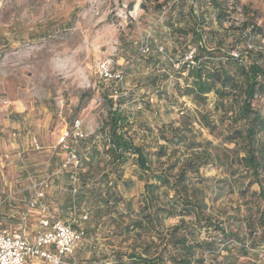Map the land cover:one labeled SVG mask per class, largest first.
I'll use <instances>...</instances> for the list:
<instances>
[{
    "label": "rangeland",
    "instance_id": "1",
    "mask_svg": "<svg viewBox=\"0 0 264 264\" xmlns=\"http://www.w3.org/2000/svg\"><path fill=\"white\" fill-rule=\"evenodd\" d=\"M220 1L226 16L219 24L207 15L206 26L216 34L225 35L222 50L229 49L232 55H237L242 45L263 48L264 0ZM141 2L146 10L140 7ZM172 2L183 5L185 10L191 5L198 10L192 0H168L159 11L151 9L154 0H0L1 209L11 204L22 211L28 187L42 176L49 183L48 201L54 210L61 211L68 197V187L79 190L77 179L69 178L70 182L66 183L65 173L76 169L79 162L68 161L67 151L60 148L61 132L65 127L70 129L78 119L83 138L100 137L109 113L106 93H110L113 106L119 104L129 114L130 126L125 127L128 135L150 152L163 143L159 138L161 127L177 126L185 109L193 114L196 107L191 98L179 92L186 73L175 72L180 65L173 61V41L164 23ZM208 7L203 0L199 10L210 11ZM242 24H256L262 33L249 36V27L244 28ZM239 31L243 37L238 38ZM214 42L209 36L207 46L214 47ZM237 42L239 49L235 47ZM104 61L113 74L121 73L120 79L107 78L99 72V65ZM213 99V95L208 97V109ZM252 103L264 115V95L257 94ZM193 125L199 131L195 136L198 141L218 143V132L209 134L197 124ZM34 140L37 146L31 145ZM76 148L82 157L83 146L78 143ZM200 171L209 179L230 178L225 166L209 164ZM121 174L122 179H129L131 184L123 186L118 180V188L125 199L132 200V209L137 210L145 174L130 158L121 166ZM112 177H116L115 174ZM245 181L240 178L231 186L221 184L223 192L213 201L210 199L216 187L209 184L205 188L210 193V198L205 199L210 206L208 211L219 219L229 218L231 229H238L240 234L245 233L246 210L262 203L252 194L257 186L245 189ZM70 197L75 198L74 191L70 192ZM119 206L123 208V204ZM89 208L82 202L79 210H71L61 217L87 229L88 234L76 247V259L80 264H114L113 250H125L131 238L123 240L114 224L105 217L91 218ZM86 219L89 220L86 222ZM177 220L169 218L165 225ZM7 224L4 219L3 225ZM211 235L219 241L220 235L212 232ZM197 236L200 239L213 237H207L202 227ZM225 253L220 251L216 262L221 264ZM212 255L204 254V264H213ZM231 260L232 264H264V250L259 252L258 258L237 255ZM166 263L172 264L170 260Z\"/></svg>",
    "mask_w": 264,
    "mask_h": 264
},
{
    "label": "trees",
    "instance_id": "2",
    "mask_svg": "<svg viewBox=\"0 0 264 264\" xmlns=\"http://www.w3.org/2000/svg\"><path fill=\"white\" fill-rule=\"evenodd\" d=\"M167 1L154 0L151 9L159 11ZM192 1L197 3V11L193 5L185 10L183 5L172 2L164 23L173 41V61L180 65L175 72L186 73L179 92L191 98L196 107L193 114L185 109L177 126L161 127L159 138L163 143L150 152L128 135L125 127L130 126L129 114L119 104L113 106L110 93H106L109 113L101 136H70L66 141L80 157L77 168L65 173L66 183L77 179L79 190L68 187V197L61 211L54 210L47 199L48 182L43 191L41 201L47 204L53 217L64 220L61 218L64 213L79 210L85 202L90 206L91 218L101 220L105 217L114 224L123 240L131 238L125 250H113L114 264H167V260L172 264H204V254H213V264H219L216 258L220 251L226 252L221 264H232V256L258 258L259 252L264 250V115L252 103L257 94L264 95V46L258 49L246 44L239 49L237 42V55H232L229 49L223 51L225 35L216 34L206 26L207 15L219 24L226 16L221 1L206 0L210 11L199 10L203 0ZM140 7L147 9L143 2ZM242 27H249V36L262 33L256 24H242ZM209 36L215 40L214 47L207 46ZM238 36L243 37L242 32L239 31ZM187 55L189 60L185 61ZM210 95L214 99L208 109ZM194 123L209 134L218 132V143L198 141L195 136L199 131ZM78 143L85 151L82 157L76 148ZM60 148L66 153L65 148L61 145ZM129 158L145 174L137 210L132 209V200L123 197L117 184L118 180L123 186L131 184L129 179H122L121 174V166ZM161 158H165L164 161ZM153 161L157 165L153 166ZM209 164L225 166L230 178L203 176L200 168ZM240 178L246 180L245 189L257 186L252 194L262 201L256 208L246 210L243 216L245 233L242 234L238 229H231L229 218L219 219L208 211L210 206L205 201L210 198L205 189L209 184L216 187L210 199L213 201L223 192L221 184L231 186ZM41 179L42 176L38 177L33 186ZM30 186L27 199L33 192ZM71 191L75 198L70 199ZM7 206L0 214L4 216L0 217V227H13L17 222L19 210L11 204ZM169 218L178 220L166 226ZM4 219L9 224L3 225ZM72 226L83 232L80 244L88 234L87 229ZM201 227L207 231V237H213L200 239L197 234ZM211 232L220 235L219 243L218 237ZM220 243L223 244L221 248ZM74 256L77 258L76 250Z\"/></svg>",
    "mask_w": 264,
    "mask_h": 264
},
{
    "label": "built area",
    "instance_id": "3",
    "mask_svg": "<svg viewBox=\"0 0 264 264\" xmlns=\"http://www.w3.org/2000/svg\"><path fill=\"white\" fill-rule=\"evenodd\" d=\"M99 72L107 78H121V73L113 74L105 61L100 63ZM70 136H83L78 119L73 121L70 129H63L58 142L67 150L68 161L77 163L75 148L66 142ZM33 143L37 146L36 140ZM46 186L47 181L42 178L33 186L24 209L18 213L16 224L0 227V264H80L74 252L83 232L73 228L71 222L52 216L47 204L41 201ZM31 218L36 221L33 227L29 226Z\"/></svg>",
    "mask_w": 264,
    "mask_h": 264
},
{
    "label": "crops",
    "instance_id": "4",
    "mask_svg": "<svg viewBox=\"0 0 264 264\" xmlns=\"http://www.w3.org/2000/svg\"><path fill=\"white\" fill-rule=\"evenodd\" d=\"M2 210H3V209L0 208V214H1ZM35 223H36V221H35L34 219L31 218L30 223H29V226H30V227H33V226L35 225Z\"/></svg>",
    "mask_w": 264,
    "mask_h": 264
}]
</instances>
